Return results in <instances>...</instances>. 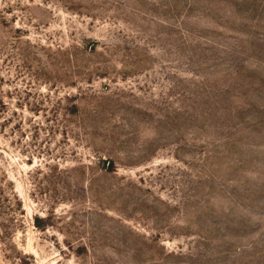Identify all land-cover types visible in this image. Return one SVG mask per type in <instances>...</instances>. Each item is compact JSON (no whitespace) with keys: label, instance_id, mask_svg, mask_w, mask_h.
Listing matches in <instances>:
<instances>
[{"label":"rangeland","instance_id":"rangeland-1","mask_svg":"<svg viewBox=\"0 0 264 264\" xmlns=\"http://www.w3.org/2000/svg\"><path fill=\"white\" fill-rule=\"evenodd\" d=\"M0 264H264V0H0Z\"/></svg>","mask_w":264,"mask_h":264}]
</instances>
